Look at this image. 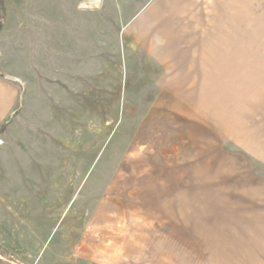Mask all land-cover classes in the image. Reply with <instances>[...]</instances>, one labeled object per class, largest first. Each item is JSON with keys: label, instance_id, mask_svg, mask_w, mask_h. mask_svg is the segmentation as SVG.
<instances>
[{"label": "rangeland", "instance_id": "rangeland-1", "mask_svg": "<svg viewBox=\"0 0 264 264\" xmlns=\"http://www.w3.org/2000/svg\"><path fill=\"white\" fill-rule=\"evenodd\" d=\"M84 4L0 0V264H264V0Z\"/></svg>", "mask_w": 264, "mask_h": 264}, {"label": "crops", "instance_id": "crops-1", "mask_svg": "<svg viewBox=\"0 0 264 264\" xmlns=\"http://www.w3.org/2000/svg\"><path fill=\"white\" fill-rule=\"evenodd\" d=\"M16 90L0 77V125L15 108Z\"/></svg>", "mask_w": 264, "mask_h": 264}, {"label": "bare ground", "instance_id": "bare-ground-1", "mask_svg": "<svg viewBox=\"0 0 264 264\" xmlns=\"http://www.w3.org/2000/svg\"><path fill=\"white\" fill-rule=\"evenodd\" d=\"M96 1H97V0H85V4H84V5H88L89 3H90V4H95ZM43 9H45V8H43ZM53 11H55V8L52 7V5L46 7V12L49 13V12H53ZM46 14H47V13H46ZM42 15H43V14H42ZM50 16H51V14H50ZM46 18H47V17H46Z\"/></svg>", "mask_w": 264, "mask_h": 264}]
</instances>
